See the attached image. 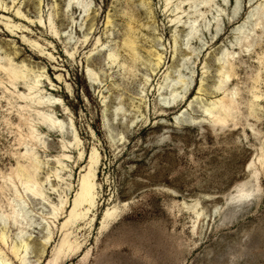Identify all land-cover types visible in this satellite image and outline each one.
<instances>
[{
  "label": "rangeland",
  "instance_id": "374dc122",
  "mask_svg": "<svg viewBox=\"0 0 264 264\" xmlns=\"http://www.w3.org/2000/svg\"><path fill=\"white\" fill-rule=\"evenodd\" d=\"M167 1L0 0V55L27 75L12 85L0 69V211L21 193L29 222L0 221L8 264H264V0ZM36 80L38 106L18 98ZM217 99L226 125L205 113ZM23 142L43 159L44 198L2 181ZM95 152L93 204L69 219ZM238 184L251 195L234 198Z\"/></svg>",
  "mask_w": 264,
  "mask_h": 264
},
{
  "label": "bare ground",
  "instance_id": "6f19581e",
  "mask_svg": "<svg viewBox=\"0 0 264 264\" xmlns=\"http://www.w3.org/2000/svg\"><path fill=\"white\" fill-rule=\"evenodd\" d=\"M72 1V0H71ZM79 1V0H76ZM212 0H201V3L204 4H208L210 3ZM82 2V1H81ZM170 2V0L167 1V4ZM83 3V2H82ZM79 4V3H78ZM83 7V6H82ZM18 10V9H17ZM19 12V11H18ZM204 13L202 12L200 15L202 16ZM41 22V21H40ZM198 22L197 19H194L191 23H190V33H192L193 31L197 30L196 27V23ZM107 23H109V21H107ZM8 26V25H7ZM16 26V25H15ZM243 26V25H242ZM242 29V28H241ZM244 38H247V35L245 34ZM35 42V41H34ZM32 44V43H31ZM35 44V43H34ZM38 44V43H37ZM123 45H124V49L127 51L128 55L131 56L132 60H135V54H136V47H135V41L134 38L132 37V26L129 24V31L127 33V35L124 37L123 39ZM37 47V46H36ZM233 53V52H232ZM9 55V54H8ZM50 55V54H49ZM223 55L225 56L224 58H226V61L228 62V57L232 56L231 53L227 52V50L223 53ZM108 57L111 58L112 62H114L117 59V54L116 52H109ZM233 57V56H232ZM13 58V57H12ZM4 60L6 62H4ZM14 61V60H13ZM15 62V61H14ZM17 63V62H16ZM231 65V63H228ZM26 65V64H25ZM125 65V64H124ZM0 69L3 70L8 78L10 79L12 85L14 84V81L17 80L18 78H22L27 76L26 73L22 70V68L20 66L15 65L11 58L9 57H4L0 55ZM30 72V71H29ZM93 73V72H92ZM30 74V73H28ZM32 74V71H31ZM30 74V75H31ZM33 75H37V74H33ZM41 76V75H40ZM220 84H223L224 82H226L227 80L230 79L231 74L229 72L228 69H226L224 66L222 69H220ZM32 79V78H31ZM30 80V79H29ZM38 80L35 81L34 84L28 85V92L26 94L24 93H19L18 94V98H22V99H28L29 101H32L34 103L38 105L43 104L44 103V97L40 96L38 93V88L39 86H37ZM41 84V83H40ZM221 86V85H220ZM12 87V86H11ZM224 87V86H223ZM18 88V87H17ZM219 89H223L218 87ZM10 89V88H9ZM5 90V89H4ZM37 90V91H34ZM25 91V90H24ZM43 93V92H42ZM177 93V92H176ZM175 93V94H176ZM4 95V94H3ZM8 95V94H7ZM48 96V95H47ZM9 97V96H8ZM176 97V96H175ZM174 97V99H176ZM254 98L257 99L259 98V94L254 93ZM27 100V101H28ZM169 100V99H168ZM26 101V102H27ZM176 101V100H175ZM12 102V101H11ZM168 104H172L169 102H166ZM50 104V103H49ZM48 104V105H49ZM25 106H28L27 104L25 105H20V108L23 109ZM30 106V105H29ZM15 107V106H14ZM33 107V106H32ZM47 107V106H46ZM51 108V107H50ZM46 109V108H45ZM49 109V108H48ZM216 109L217 111L215 112ZM35 113L38 117V119L41 120L42 123L46 124V126L48 127H52L54 128L55 126L61 128L63 127V121L58 119L54 113H48L45 111H41L39 109H34ZM53 110V109H52ZM229 107L227 106V104L222 100V99H217L216 101H213L211 103V106L205 108V113L207 112L209 115H211L213 118L212 121L217 123H221V124H225L227 122V113H228ZM14 111V110H13ZM51 112V111H50ZM12 113V112H10ZM10 115V114H9ZM9 115L7 116L9 118ZM210 116V117H211ZM5 117V116H4ZM6 117V119H7ZM11 118V117H10ZM5 119V118H4ZM21 119V118H20ZM9 120V119H8ZM210 121V119H209ZM41 124V123H40ZM20 125V124H19ZM226 125V124H225ZM7 126V125H6ZM38 126V125H37ZM42 126V125H41ZM44 126V125H43ZM222 126V125H221ZM10 128V127H9ZM8 128V129H9ZM26 128V127H25ZM42 128V127H41ZM24 129V128H23ZM38 128L35 127L34 123H29V136L32 139H35L37 142H39V144H44V141L42 139V134L40 135V133L37 130ZM56 129V128H55ZM54 129V130H55ZM12 130V129H11ZM56 131V130H55ZM13 132V131H12ZM58 132V131H57ZM42 133V132H41ZM48 133V132H47ZM56 133V132H55ZM15 136V135H14ZM75 136V135H74ZM24 137V136H23ZM27 137V136H26ZM75 138V137H74ZM17 139V138H16ZM63 139V138H62ZM65 139V138H64ZM75 140V139H74ZM66 143V142H65ZM24 145V151L19 152L18 153V160L16 161V166L13 167L11 169V172L9 174H3L1 175L2 181L8 185L10 184L15 190L16 188L18 189L19 187H17L16 182H18L20 184V186L22 187V189L24 190L25 193H31V196H40L42 198H44V192H43V187H42V182L38 180V173L40 174L39 170L41 171L42 165H43V159L41 160L38 157V151L36 152L35 147L33 145V143H29V142H23ZM43 146V145H42ZM38 147V146H37ZM36 147V148H37ZM63 147V146H62ZM69 147V145H68ZM19 148V147H17ZM21 149V148H20ZM19 150V149H18ZM38 150V149H37ZM97 150V149H96ZM95 151V150H94ZM93 152V151H92ZM97 152V151H96ZM96 152L90 157V162L91 164L89 165L88 171L84 174H82V176L80 177V183H79V189L76 192V196L74 198L73 201V207L69 212V219H71L73 216H77L79 215V213L77 212L78 207L82 206L84 203H88L89 205L93 204L94 198H95V182H94V171L92 170V165L94 163H97L98 161V153L96 154ZM17 153V152H16ZM13 155V154H11ZM10 155V156H11ZM15 155V154H14ZM63 155V154H62ZM60 156V155H59ZM67 156V155H66ZM59 159V158H58ZM22 160V161H21ZM45 161V160H44ZM254 163V162H253ZM252 164V161L250 162L249 166ZM11 166V165H10ZM94 168V167H93ZM9 171V170H8ZM59 170L55 171V175L57 177H59ZM85 172V171H84ZM97 173V171H96ZM48 175V174H47ZM49 176V175H48ZM48 178V177H47ZM1 180V179H0ZM50 180V179H49ZM65 180V179H64ZM48 182V181H47ZM1 183V182H0ZM50 183V182H48ZM51 184V183H50ZM245 184V183H244ZM45 185V184H44ZM19 186V185H18ZM54 186V185H52ZM55 187V186H54ZM71 187V184H70ZM245 187V185H244ZM243 187L242 184H238L236 186V192L237 194L235 195L234 198H246L248 196L251 195V192L248 191L247 189H245ZM46 188V187H45ZM49 188V187H48ZM258 188V187H257ZM10 189V188H9ZM57 189V188H56ZM55 189V190H56ZM65 189V188H64ZM22 191V190H21ZM45 191V189H44ZM17 192V191H14ZM23 192V193H24ZM47 192V191H46ZM2 193V192H1ZM16 194V193H15ZM20 194H17V198H12L10 200V211L8 213H4L3 211H0V221L5 225L7 224V222H12L15 225H23L24 223H29L27 222L28 219V210L26 209V201L25 199L20 196ZM46 197V195H45ZM50 197V196H49ZM37 198V197H36ZM28 199V198H27ZM62 199V198H61ZM29 200V199H28ZM46 200V199H45ZM67 200V199H66ZM48 202V201H47ZM51 202V201H50ZM66 203V201H61V206L62 204ZM1 204V203H0ZM53 205V204H52ZM85 207V206H84ZM115 208V207H114ZM53 210H56V207L53 206ZM80 210V208H79ZM85 210V209H84ZM57 211V210H56ZM55 212V211H54ZM53 212V213H54ZM30 213V212H29ZM58 213V212H57ZM55 216V215H54ZM80 216H83L80 215ZM79 216V217H80ZM34 217V216H33ZM32 217V218H33ZM53 217V216H52ZM58 217V216H57ZM78 218V217H77ZM30 219V218H29ZM31 220V219H30ZM29 220V221H30ZM34 220V218H33ZM75 220V219H74ZM54 222V221H53ZM11 223V224H12ZM3 224H0L3 226ZM9 224V223H8ZM10 226V225H9ZM27 226H29V224H27ZM6 227V226H5ZM1 230V228H0ZM27 231V230H26ZM20 233V232H18ZM25 234H23L24 236ZM8 236V235H7ZM6 234L4 232V229H2L0 231V242H1V247L2 245L6 247ZM22 236V237H23ZM67 236V235H66ZM19 237V235H18ZM14 239H20L19 238H14ZM13 239V240H14ZM9 242V241H8ZM19 242V241H18ZM27 241H23L21 240V243L17 244L13 242V245L11 246V251L14 252V254H18V256H20L19 250L20 248H24L23 251H27ZM70 244L69 241L64 238L61 241V244L58 248V250L60 251L62 249L63 246ZM30 245V244H29ZM0 247V264H8L5 260L4 257V250H2V248ZM12 252V253H13ZM15 255V256H16ZM23 257H26L25 254H23V256H21V259ZM8 260V259H7ZM9 261V260H8ZM29 261V260H28ZM27 261V263H28ZM30 262V261H29ZM24 264V263H23Z\"/></svg>",
  "mask_w": 264,
  "mask_h": 264
}]
</instances>
